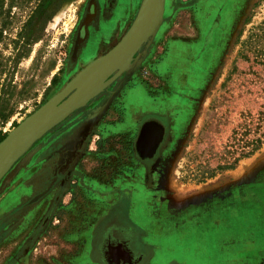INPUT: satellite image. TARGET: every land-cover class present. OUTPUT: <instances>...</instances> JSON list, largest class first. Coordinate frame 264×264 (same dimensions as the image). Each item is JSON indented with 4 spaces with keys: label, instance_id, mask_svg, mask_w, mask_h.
Returning a JSON list of instances; mask_svg holds the SVG:
<instances>
[{
    "label": "rangeland",
    "instance_id": "rangeland-1",
    "mask_svg": "<svg viewBox=\"0 0 264 264\" xmlns=\"http://www.w3.org/2000/svg\"><path fill=\"white\" fill-rule=\"evenodd\" d=\"M0 1V107L9 112L0 121V133L5 135L112 46L141 2L45 0L37 7L38 0ZM263 15L264 0H164L156 30L132 54L131 68L111 72L93 96L30 144L0 179V264L51 262L54 255L44 246L72 252L83 244L82 218L69 224L52 218L42 228L45 213H28L37 202L28 200L55 177L60 183L68 179L67 191L61 188L60 193L70 203L80 199L81 215L91 202L90 188L114 191L126 208L125 221L141 234L153 233L149 242L165 247H158L160 259L154 264H232L236 251L229 244L237 236L244 239L243 234L256 237L236 243V250L244 251L238 256L264 264V73H251L254 68L243 61L232 64L237 40ZM81 26L86 28L83 39L78 36ZM88 37L92 41L86 46ZM106 99L79 139L84 140L82 149L55 176L54 162L65 147L73 150L74 129ZM153 117L165 123L166 134L147 166L133 143L141 123ZM244 123L247 134L241 141L232 139V130ZM259 133L262 143L252 155L202 183L194 181L202 169L231 161L237 153L229 156L228 151H238ZM130 205L137 209L136 217L128 211ZM116 246L128 253L124 258L130 257L122 244Z\"/></svg>",
    "mask_w": 264,
    "mask_h": 264
},
{
    "label": "water",
    "instance_id": "water-1",
    "mask_svg": "<svg viewBox=\"0 0 264 264\" xmlns=\"http://www.w3.org/2000/svg\"><path fill=\"white\" fill-rule=\"evenodd\" d=\"M164 0H141L135 18L126 32L104 53L93 58L81 67L58 91L48 97L34 111L14 126L0 141V179L6 173L9 166L45 131L69 114L85 99L93 96L105 82L107 76L114 70L127 71L133 65L129 61L132 54L139 51L153 35L158 25ZM129 55V56H128ZM109 99V98H108ZM108 99L96 110L92 111L74 129L73 138L79 141L81 138L75 133L80 126L96 114L88 125V130L105 107ZM155 124L159 127V135L149 151L139 149L140 137L145 128ZM88 130L86 132H88ZM161 138V126L154 120L144 121L137 132L134 149L139 158L150 157ZM32 151L25 153L16 165L5 175L10 178L23 164H18L22 158L30 156ZM26 158V159H27ZM45 190L33 195L28 203L38 199Z\"/></svg>",
    "mask_w": 264,
    "mask_h": 264
},
{
    "label": "crops",
    "instance_id": "crops-1",
    "mask_svg": "<svg viewBox=\"0 0 264 264\" xmlns=\"http://www.w3.org/2000/svg\"><path fill=\"white\" fill-rule=\"evenodd\" d=\"M79 144H80V140L77 141L76 143L73 142L72 151H69V148L68 149L65 148L60 158L57 159L56 162H54L53 167H55V165L58 163L57 170L60 171V167L63 166L65 162L70 158L71 154L74 153L75 149L79 146ZM55 171L56 170H54L53 174H55ZM67 180L68 179L65 178V180H63V182L60 183V182H54L55 181L54 178H51L47 187L43 189L46 192L48 187H50V192L46 195L44 192L39 197V199H36L37 200L36 204L30 211H28V213L35 212L39 214V216H41L51 206V209H53L52 210L53 222L55 221L58 222L59 220L62 219L64 220L62 221L63 224H69L68 222L69 220H75L76 218L75 223H79L78 218H82V221L84 224V230H83L84 234L81 233L83 244L79 246L78 248H76V250L74 249L72 252H68V251L66 252L62 250L59 251V249H57L55 252L51 249V247L44 246L42 250L47 252V250L49 251L50 249L51 251H49V253L53 254L54 256L52 257H54L55 259L54 261L51 260V262L47 260L46 261L43 260L39 264H98L100 263L102 259L101 248L103 245L101 243L103 241L104 234L107 231L109 225L119 224L122 226L125 224L126 219L124 218V213H125L124 210L126 208L124 209V206L122 205V201H120L119 197H117L114 191L109 192L107 188H103V187L97 190L93 189L94 192L91 191V188L89 189L90 194L92 195V196L90 195L91 202L87 205L88 207H82L83 209L82 215H81V212L78 210L80 206L79 198L75 200V202L76 201L78 202L77 204L73 202L72 203L69 202L72 206H70V204L68 205L67 201H69L68 200L69 198L67 199L66 197H60L56 202H52V196L55 193V190L60 191L61 188H63V191H67L65 190L66 188L64 187L65 181ZM95 182H98V181L95 180ZM68 187L69 186L67 185V188ZM248 187H250L249 184H248ZM67 194L69 195V192H67ZM129 210H130V213H133V214L135 213L134 215L136 217L137 209L135 210V207L133 208L132 205H130V209L128 208V211ZM119 213L123 216L122 218L121 217L118 218ZM55 217H58V220ZM85 219H86V222L88 223L87 226H85V223H84ZM8 224H11V223H8ZM127 224L129 223L127 222ZM135 226H139V225L135 224ZM56 232L59 233L58 230ZM150 234H152V236H150ZM150 234L148 236V240L151 239L150 237L154 238L153 233H150ZM73 237L76 238L78 237V235L76 234V236H73ZM243 237L247 238L248 236L243 234ZM251 237H256V236L250 235L248 238H251ZM259 237L262 238L261 235ZM62 238L69 239L71 237H69L68 235H64V237ZM230 241H231V238H230ZM99 245L101 246V248L99 247ZM93 249L95 250L93 251ZM233 249H236V247L233 246ZM103 253L107 255L106 259L108 263H109L108 260L111 259L112 254L116 260H118L117 256L118 257L120 256L124 259L125 257L124 255L128 254L123 248L108 249L106 252H103ZM154 253L155 254L153 257L152 264H154L155 262L157 263L156 260L158 258L160 259V257H158L159 255L156 254V253H160V251H157V252L155 251ZM236 253L243 254L244 251L242 252L238 251ZM64 255H66V258L62 259ZM58 260L59 262H57ZM111 261L113 264H115L113 259ZM248 263L252 264L250 261L247 262L245 260L244 262L242 261L241 264H248Z\"/></svg>",
    "mask_w": 264,
    "mask_h": 264
},
{
    "label": "flooded vegetation",
    "instance_id": "flooded-vegetation-1",
    "mask_svg": "<svg viewBox=\"0 0 264 264\" xmlns=\"http://www.w3.org/2000/svg\"><path fill=\"white\" fill-rule=\"evenodd\" d=\"M88 12H89V15H92V14L95 13L94 4L93 3L89 4ZM108 24L111 25L110 22ZM85 33H86V28L84 26H81L79 28V32H78L79 38L83 39ZM89 39H90V41H92L91 38L88 37V41H87L86 46H89V44H88L89 43ZM85 50H87L86 47L84 48V51ZM148 120H154L156 123H158L161 126V138H160V141L158 142L156 148L154 149V152L152 153V155L150 157H145V158L141 159V158L138 157V155H137V153L135 152V149H134V143H135L136 137H135L134 143H133L134 153L136 154L138 159H140V161H142L144 163H148L147 166L150 164V162L157 155V152H158V150H159V148L161 146V143L163 142V140L165 138V134H166V132H165L166 131V128H165L166 125H165L164 122H162L160 119L154 118V117L153 118H149ZM145 131H147V135H145L143 140L141 142H139V149L142 152L143 151H149L151 149V147L153 146L154 142L156 141V137L160 133L159 132V127L157 125H155V124H150L149 126H147L145 128ZM148 135H150V136L147 138ZM136 136H137V134H136ZM83 145H84V140H80V144L75 149V151H74L75 154L74 155H77V150L78 149H82ZM144 166L147 167L146 165H144ZM59 172H61V171L56 169L55 176ZM56 178L57 177H55L54 180H56ZM83 185H84V183H83ZM68 189L72 190V187L69 186ZM49 191H50V187H48V189L46 190L45 195L48 194ZM62 195L63 194L60 193L59 190H55V193L52 196V202H56L60 197H62ZM67 202L69 203V201H67ZM52 210L53 209H51V206L46 210L45 214L43 215V217L40 220V223H39L40 227L47 228L48 225H49V221L51 223V219L53 218ZM120 217L122 218V215L119 213L118 214V218H120ZM146 234H147V232H146ZM150 235L152 236V234H150ZM240 238L241 237H238V236H237V239L234 238L231 241V243L229 244L230 248L233 249V246L234 247L236 246L235 242L237 244L239 243V245H240L241 240L245 239V238L244 239H240ZM101 244L103 245L102 248H101L100 245H99V247L102 250V259H101L100 263H98V264H113L112 261H111L112 259H115L113 254L111 255V259L108 260L109 261V263H108L107 259H106L107 255L105 253H103V252H106L108 249L121 248L122 246L121 247L116 246V245H119V244H122L123 247H125L127 249V251L130 253V257L127 256L128 258H124L123 259L122 257H120V256L118 257L117 256V259L121 260V261L116 263V264H152L153 263L152 262L153 261V257H154V254H155L154 252L155 251L156 252L160 251L161 250L160 248H165V247H160V246H157V245H154V244L150 243L149 240H148V235L141 234L138 229L137 230L134 229L129 224H127V222H125V224L122 225V226L119 225V224L109 225L107 231L104 234L103 241H102ZM108 244H111V245H108ZM158 247H160V248H158ZM239 249H237V250L233 249V250L238 252V251H240ZM242 250H248V247L243 246ZM236 252H235V256L233 257V262L234 263H232V264H241L242 261L244 262V260L247 261V262L250 261L246 256L245 257L244 256H238V253H236ZM172 263H175V260L169 261L168 264H172Z\"/></svg>",
    "mask_w": 264,
    "mask_h": 264
},
{
    "label": "trees",
    "instance_id": "trees-1",
    "mask_svg": "<svg viewBox=\"0 0 264 264\" xmlns=\"http://www.w3.org/2000/svg\"><path fill=\"white\" fill-rule=\"evenodd\" d=\"M44 2L45 0H38L36 6L40 7ZM31 16L28 18L27 22L30 21ZM237 61L246 62L248 64V67L254 68V70L256 69L255 71H251V73L253 74H256L260 71L264 73V15L257 23L249 27L246 35L242 39L237 40V49L235 51L232 64L235 66V62ZM3 111L4 108L0 107V121L2 123L9 115V112L4 113ZM238 128L240 130H232L231 137L236 141H241L243 136L247 134L249 129H245V123L238 126ZM242 128L243 130H241ZM253 132L255 133L257 131ZM4 136L5 133H0V141L4 138ZM261 137L262 135L259 133L257 135L254 134L250 139L244 140L242 142V145L238 146V151L236 149L228 151L229 156L234 154L235 152L237 153L236 156L232 157L231 161H227L224 159L222 163H217L212 168L206 167L202 169L200 173L196 177H194V181L196 183H202L206 179L213 177L218 172L234 168L239 159L246 158L252 155L256 150L260 148L262 143Z\"/></svg>",
    "mask_w": 264,
    "mask_h": 264
},
{
    "label": "bare ground",
    "instance_id": "bare-ground-1",
    "mask_svg": "<svg viewBox=\"0 0 264 264\" xmlns=\"http://www.w3.org/2000/svg\"><path fill=\"white\" fill-rule=\"evenodd\" d=\"M129 56V55H128ZM95 115L96 114H94V115H92L90 118H89V120L85 123V124H83L82 126H80L79 127V129H77V131H76V135L77 136H84L85 134H86V131L88 130L87 128H88V125H89V123L90 122H92V120L94 119V117H95ZM149 126V125H148ZM145 135H147V131H145L144 130V132H143V134H142V136H141V138H140V142L143 140V138H144V136ZM73 142H77V141H73ZM73 142H69V143H71V144H73ZM66 148V147H65ZM26 157V156H25ZM25 157L24 158H22V160H20L19 162H18V164H21L22 162H24V159H25Z\"/></svg>",
    "mask_w": 264,
    "mask_h": 264
}]
</instances>
